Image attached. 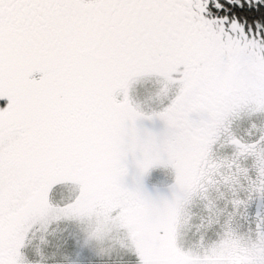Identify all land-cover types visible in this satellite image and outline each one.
Here are the masks:
<instances>
[{"label": "snow or ice", "instance_id": "1", "mask_svg": "<svg viewBox=\"0 0 264 264\" xmlns=\"http://www.w3.org/2000/svg\"><path fill=\"white\" fill-rule=\"evenodd\" d=\"M0 264H264V0H0Z\"/></svg>", "mask_w": 264, "mask_h": 264}, {"label": "rangeland", "instance_id": "2", "mask_svg": "<svg viewBox=\"0 0 264 264\" xmlns=\"http://www.w3.org/2000/svg\"><path fill=\"white\" fill-rule=\"evenodd\" d=\"M61 227L63 228L65 226L64 225H61ZM68 227H69L70 230L74 228V226H68ZM49 251H53V250H49ZM55 258L56 259H59L60 257L59 256H56Z\"/></svg>", "mask_w": 264, "mask_h": 264}]
</instances>
